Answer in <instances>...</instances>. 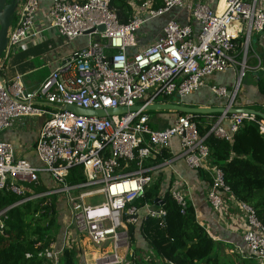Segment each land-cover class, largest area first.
<instances>
[{"label":"built area","instance_id":"obj_1","mask_svg":"<svg viewBox=\"0 0 264 264\" xmlns=\"http://www.w3.org/2000/svg\"><path fill=\"white\" fill-rule=\"evenodd\" d=\"M154 2L127 0L129 18L122 22L109 0H51L49 27L68 42L86 36V43L72 49L35 89L26 88L18 76L0 82V133L22 117L45 116L34 142L40 165L16 157L12 144L0 140V191L30 193L17 203L56 192L65 194L69 225L93 245L108 247L94 264H126L118 250L125 236L128 240L127 224L146 216L165 215L160 206L136 207L130 203L153 182L155 171L180 159L189 169L209 175L207 201L215 213L234 209L241 217L246 250L238 245L234 247L237 253L264 264V224L251 206L234 198L222 170L210 163L195 114L176 112L169 125L152 128L143 109L157 103L182 104L186 96L205 86L207 77L229 68L237 72L232 92L221 85L210 89L227 98L223 106H233L247 69L246 59H237L238 49L243 44L247 49L252 35L263 30L264 10L258 0H161L158 6ZM184 6L188 9L185 23L170 18L151 43L139 48L136 33L141 26ZM37 7L38 0L18 1L2 56L19 44L37 41L41 32L35 26ZM159 97L163 99L157 102ZM171 97L178 101H168ZM65 105L95 110L140 108L98 117L74 113L64 109ZM244 119L254 120L255 116L225 112L208 115L207 134L231 140ZM226 120L227 129L223 126ZM257 123L264 134V119ZM175 137L179 150L174 155L145 165L147 159L168 151ZM73 166L81 167L85 181L67 185L65 176ZM42 173L60 187L37 194L29 190L26 184H37ZM170 192L183 212L186 194L179 187H170ZM93 196L100 198L86 201ZM60 252H51L53 264H57Z\"/></svg>","mask_w":264,"mask_h":264},{"label":"trees","instance_id":"obj_2","mask_svg":"<svg viewBox=\"0 0 264 264\" xmlns=\"http://www.w3.org/2000/svg\"><path fill=\"white\" fill-rule=\"evenodd\" d=\"M161 0H155L158 6ZM122 22L129 18L127 0H109ZM128 11V12H127ZM12 21V18H11ZM1 73V72H0ZM259 90L264 94V78L260 79ZM216 115V114H214ZM208 115L195 114L198 132L205 136L209 149L210 163L218 166L223 173L225 185L236 200L247 203L257 218L264 224V134L260 133L257 120L244 119L231 140L219 139L207 134ZM171 154L163 150L155 159H147L145 165L161 163ZM207 181V172L201 170ZM144 190L143 194L130 204L143 207L145 204L160 206L165 215L161 218L146 216L135 224H127L129 249L126 264H164L172 261L177 264H224L219 259V247L225 251L229 245L214 240L195 217L192 204L187 201L186 208L173 199L170 186L162 191L163 173ZM162 174V175H161ZM85 177L80 166H73L65 176L67 185L83 183ZM35 194L47 192L44 184H26ZM33 191V190H32ZM30 193L17 195L12 191H0V264H53L45 252L55 242L54 231L57 220L56 195L47 194L17 203ZM140 235L145 244L137 247L136 238ZM141 248H146L150 259H142ZM108 249V248H107ZM143 250V249H142ZM76 247L65 246L57 257V264H75ZM152 257V258H151ZM246 264H259L254 258H241Z\"/></svg>","mask_w":264,"mask_h":264},{"label":"crops","instance_id":"obj_3","mask_svg":"<svg viewBox=\"0 0 264 264\" xmlns=\"http://www.w3.org/2000/svg\"><path fill=\"white\" fill-rule=\"evenodd\" d=\"M50 3L51 0H38L35 26L41 32L38 34L37 41L19 44L17 47L9 49L2 56L0 60V72L5 81L18 76L26 88L35 89L72 49L85 45L86 41L80 45H73V48L69 46V48H64L61 42L63 37L55 29L49 27L48 10ZM258 5L264 10V0H258ZM180 8L185 10L184 17L177 16L174 18L181 23H185L188 9L185 6L184 8ZM161 27L149 43L160 34ZM80 38L82 37H78L70 42H75ZM67 42L65 40V43ZM149 43L139 45V48ZM247 59V69L243 76L246 79L242 86L237 87L233 106H244L264 112V94L260 92L258 86L260 79L264 78V28L260 33L252 35L251 53ZM237 81V72L232 68L214 73L205 79V86L196 91L198 92V96L199 93H203L201 97L197 96L196 100H194L197 102L196 104L188 100L189 95L182 101L185 105L189 106H223L226 104L227 98L219 97L212 93L210 86H225L228 92L231 93ZM167 100L176 102L172 101L171 98ZM175 115L176 112L168 111L165 115L159 117L160 120L155 122L150 121L149 125L152 128H163L172 122ZM44 119V115L22 117L14 121L11 127L0 133V140L12 144L16 157L40 165L34 152V142ZM205 122H209L208 117H205ZM228 124L229 121L226 120L223 126L227 129ZM159 125L160 127H158ZM178 150L179 140L175 137L170 143L168 152L174 155ZM158 171L162 172L164 177H167L165 182L168 183V186L179 187L186 194V199H188L194 208L197 222L205 228L208 234L214 240H219L224 245H229L228 248H224L225 251L229 249L237 253L234 247L238 245L242 246L243 251L246 250L241 239L243 231L241 217L234 209L226 210L223 214H217L211 209L207 201L209 182L205 179L201 170L189 169L182 160L178 159L173 161L169 166L159 168ZM155 173L158 175V172L155 171ZM40 177L45 179L42 180V183L47 188V175L42 173ZM165 188L162 187V189ZM136 239V243L140 241V246L145 244L139 234Z\"/></svg>","mask_w":264,"mask_h":264},{"label":"rangeland","instance_id":"obj_4","mask_svg":"<svg viewBox=\"0 0 264 264\" xmlns=\"http://www.w3.org/2000/svg\"><path fill=\"white\" fill-rule=\"evenodd\" d=\"M184 14H185V10H182V8H180V7H175L173 9H171L170 11H168L167 13H164L163 15L145 23L143 26H141L140 30L136 33L137 38H139L138 39L139 45L149 43L152 40V38L159 32L160 27L164 22H166L170 18H174L177 16L184 17ZM251 39H252V37H251ZM251 39L248 43L247 49H245L244 44L241 45L240 48L238 49L237 59L239 61L242 60L243 58L246 59V61L248 60L247 57L251 53ZM84 41H86V36H83L82 38L78 39L75 42L69 41V42L65 43L64 38L61 40L64 48H66L68 46L73 48V45L83 44ZM245 79L246 78H244V77L241 78L239 86L243 85ZM202 94L203 93H199V96H198V92H195V93L193 92L191 95L188 96V100L193 102L194 104H196L197 102L194 100H196L197 96L201 97ZM162 99H163L162 97H159L157 99V102L161 101ZM171 100L172 101H178L177 99H175L173 97H171ZM180 103L184 104V102H181V101H180ZM166 112H168V111H166V110H150V111H147V113L149 115V119L152 122L160 120L159 117L162 115H165ZM158 127H160V125ZM43 174L47 175V179H48L46 182L47 189L52 190V189H57L60 187L58 185V183L52 181V179L49 177L48 174H46V173H43ZM162 176H163L162 187L165 188L168 185V183L165 182L167 180V177L166 176L164 177V175H162ZM157 177L158 176L155 173L154 179ZM42 180H45V179L40 177L38 180V183L35 185L38 186V185L43 184ZM29 190H31V189L29 188ZM32 190L34 192V189H32ZM52 194L56 195V201L55 202H56V206H57V220H56V227H55L56 229L55 230L52 229V232L53 231L55 232L53 235H54V238L56 240L54 243L50 244L49 248L45 252L46 258H48L50 260V255H51L52 251L61 250L65 246H75L76 250H77V252H76V263L75 264H94V262L99 257H101L104 253L108 252V249H107L108 247L107 246L106 247H97V246L93 245L88 240H86V238L83 235L79 234L73 225H69L70 210H69V206H68V202H67L68 200H67L65 194H63L61 192H56V193H52ZM72 196H74V195H72ZM99 198L100 197H98V196H93V197H91V199L87 198L86 201H89V202H91V200L97 201V200H99ZM136 244H137V247L140 248V241H138ZM141 245H142V243H141ZM140 250H141L140 255L142 256V259H144L145 261H149L151 255L149 254L148 250L146 248H141ZM132 251L133 250L129 251V242L125 236L124 240L121 242V245L119 247L118 254L126 262L128 255ZM241 258H242V255L240 253H236L235 251H231L229 249H227V251H223V249L221 247H219L220 262H223L224 264H246V261H243ZM123 264H125V263H123Z\"/></svg>","mask_w":264,"mask_h":264},{"label":"water","instance_id":"obj_5","mask_svg":"<svg viewBox=\"0 0 264 264\" xmlns=\"http://www.w3.org/2000/svg\"><path fill=\"white\" fill-rule=\"evenodd\" d=\"M19 0H0V60L4 51L6 50L7 45V32L11 23V18L16 10L17 4ZM100 30L103 29L102 26L98 27ZM0 82L4 84V78L0 73ZM139 105H135L130 108L118 107V108H105V109H84L74 105H65L64 109L72 111L81 115H92V116H111V115H119L126 113L128 110H137L139 109ZM145 111L150 110H166V111H174L179 113H191V114H199V115H214V114H250L253 116H258L261 119H264V112L258 111L255 109L247 108L244 106H229L226 108L225 106H189L185 104H177V103H157L146 105L143 108ZM5 214V211L0 214V217ZM1 230V226H0Z\"/></svg>","mask_w":264,"mask_h":264}]
</instances>
